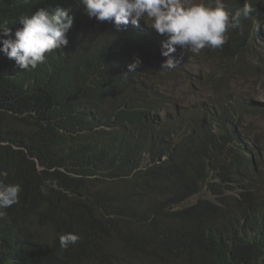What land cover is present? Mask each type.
Instances as JSON below:
<instances>
[{"label":"trees","instance_id":"obj_1","mask_svg":"<svg viewBox=\"0 0 264 264\" xmlns=\"http://www.w3.org/2000/svg\"><path fill=\"white\" fill-rule=\"evenodd\" d=\"M62 1L0 0V22L14 36L20 16ZM233 47L217 66L227 88L247 65ZM150 48L151 36L128 25L84 21L35 69L0 53V170L22 188L0 215V264H264V195L254 187L264 183L237 125L264 112L217 108L214 131L187 113L194 135L186 118L169 127L156 89L165 69ZM46 179L56 186L44 195ZM201 191L206 199L185 206ZM69 232L81 239L62 250Z\"/></svg>","mask_w":264,"mask_h":264},{"label":"clouds","instance_id":"obj_2","mask_svg":"<svg viewBox=\"0 0 264 264\" xmlns=\"http://www.w3.org/2000/svg\"><path fill=\"white\" fill-rule=\"evenodd\" d=\"M84 21L100 26L112 21L118 29L128 25L151 36V42L158 39L160 48L165 49L161 54L157 51L161 69L176 76L183 74L189 86L183 97L156 88L165 95L161 114L169 127L184 128L186 118L194 135L187 113L194 117L196 126L202 123L205 129L214 131L217 121L222 119L216 117L217 108L227 109L228 115L244 105L251 106L250 112H264V100L255 91L260 88L264 73V0H65L20 16L18 22L22 27L15 30L14 36L8 21L0 22V53L14 60L20 69H35L46 61L48 54L62 51ZM234 45L240 47L239 55L247 59V65L227 88L217 81L220 77L217 66L232 57ZM141 63L139 57L134 58L127 73L136 72ZM195 105L201 106V112L192 110ZM242 118L238 129L244 133L255 172H259L262 162L256 145L258 135L255 139L248 137L246 127L241 124L247 117ZM158 126L166 131L163 125ZM186 141L190 140L186 137ZM259 173L262 175L259 180L264 183V172ZM7 175V171L0 170V215L2 210L20 202L22 191L18 183H5ZM55 186L54 180L46 179L40 191L47 195ZM255 186L261 191L264 184ZM80 239L79 234L65 233L59 236V246L66 250Z\"/></svg>","mask_w":264,"mask_h":264},{"label":"rangeland","instance_id":"obj_3","mask_svg":"<svg viewBox=\"0 0 264 264\" xmlns=\"http://www.w3.org/2000/svg\"><path fill=\"white\" fill-rule=\"evenodd\" d=\"M153 41L154 40L152 39V42ZM154 42L156 43V45L154 44L155 48H150V54H151L152 60L158 63L157 64L158 65L157 68H158V67H161L159 58L157 56V49H159L160 46L158 45V39H156ZM156 86H157L156 88L160 90H167L169 95L177 96V97H183L189 91L188 82L186 81L185 76L183 74L176 76L171 73L163 72L161 73V77L157 80ZM259 86L260 88H257L255 91H257V93L261 95L260 99L264 100V73L262 75V80L260 81ZM246 117H247V121H243L241 124H243L246 127L245 133L248 135V137L255 139V136L258 135L256 145H257L258 151L260 150V159L262 162V168H259V172H264V115L254 120L248 119V116H243L242 119L246 120ZM145 158L149 160L150 156L146 154ZM147 160H146V163H147ZM212 162H213V159L210 161V164H212ZM220 165L221 164H216L215 166L217 169H219ZM260 189L261 191H258L255 186V191L257 193L264 195V187H261ZM204 199H206L205 195L201 191L199 194H197L196 196L186 201L185 206L187 207L193 206L197 204L200 200H204ZM92 262H93L92 264H99L95 260H92ZM141 262H144V263H141ZM130 264H145V261H141L139 259H133L130 261Z\"/></svg>","mask_w":264,"mask_h":264}]
</instances>
